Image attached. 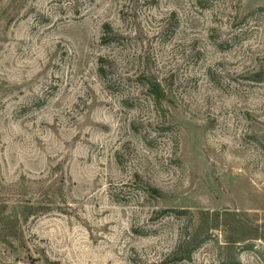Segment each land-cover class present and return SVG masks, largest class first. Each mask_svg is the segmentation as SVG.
Returning <instances> with one entry per match:
<instances>
[{"label":"rangeland","instance_id":"1","mask_svg":"<svg viewBox=\"0 0 264 264\" xmlns=\"http://www.w3.org/2000/svg\"><path fill=\"white\" fill-rule=\"evenodd\" d=\"M0 264H264V0H0Z\"/></svg>","mask_w":264,"mask_h":264},{"label":"trees","instance_id":"2","mask_svg":"<svg viewBox=\"0 0 264 264\" xmlns=\"http://www.w3.org/2000/svg\"><path fill=\"white\" fill-rule=\"evenodd\" d=\"M151 93L154 94L153 97L155 99V102L160 103L161 102V99H162V94L159 91V86L158 85H153L151 87Z\"/></svg>","mask_w":264,"mask_h":264}]
</instances>
